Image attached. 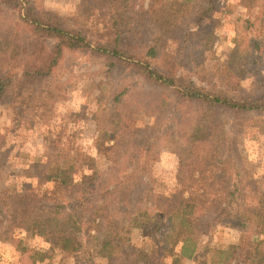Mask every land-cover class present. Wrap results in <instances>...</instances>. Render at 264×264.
<instances>
[{
    "label": "trees",
    "instance_id": "1",
    "mask_svg": "<svg viewBox=\"0 0 264 264\" xmlns=\"http://www.w3.org/2000/svg\"><path fill=\"white\" fill-rule=\"evenodd\" d=\"M168 1L96 0L93 16L90 0L73 10L0 0V110L9 111L0 241L17 253L9 264L61 263L83 249L84 264H264V187L242 174L239 143L248 124L264 131V0H242L226 54L213 22L220 0H175L178 14H158ZM82 63L98 84L93 116L105 127L80 147L34 153L29 131L56 118ZM143 113L153 122L139 123ZM166 148L178 157L170 193L153 184ZM11 161L38 167L48 188H3ZM223 224L249 236L219 241ZM137 232L151 249L134 243Z\"/></svg>",
    "mask_w": 264,
    "mask_h": 264
},
{
    "label": "rangeland",
    "instance_id": "2",
    "mask_svg": "<svg viewBox=\"0 0 264 264\" xmlns=\"http://www.w3.org/2000/svg\"><path fill=\"white\" fill-rule=\"evenodd\" d=\"M76 0H46V3L53 7L64 10H73ZM242 0H220V8L213 22L218 23V41L216 46L222 49L224 54L228 53L232 37L235 35L236 28L234 25V17L241 9ZM235 4L233 12H229V4ZM92 15H96V0H90ZM180 10V2L169 0L158 14L166 16L178 14ZM178 12V13H177ZM157 14V15H158ZM72 82H77V87L71 91L67 99H60L55 105L56 118L50 124H37L28 133V146L34 153L40 154L49 151L54 144L71 145L72 147L82 146L83 143L91 139L97 129L104 128L103 123L96 122L94 119V111L96 109V99L99 94V87L95 80V76L91 69L82 63ZM253 79L248 80L247 85L251 86ZM22 93L25 89L21 88ZM79 112V115H78ZM85 113L80 116V113ZM9 111L0 110V129L4 126ZM81 117L80 125L74 123L76 116ZM154 120L150 113H143L139 118V123L149 124ZM74 124V127L73 126ZM240 149L245 162L242 170L243 175L254 177L260 181L264 187V131L256 124H248L240 131ZM98 167L104 169L106 167L105 159L98 158ZM75 168V178L79 179L80 169ZM154 179L153 184L156 189L170 193L179 188L177 182L178 157L170 148L163 150L161 158L153 164ZM39 187L42 190L48 188L49 183L45 182V177L41 175L40 170L35 165H24L16 161L8 163L2 173L1 186L10 188L12 186L19 187ZM256 230L253 227L252 232ZM25 236V232L21 233ZM249 234L247 232H237L231 230L226 225H220L216 230V239L223 242L243 243ZM134 243L145 250L151 249V239L143 232L134 234ZM46 246V243H43ZM85 249L81 250L73 258L66 259L56 264H84L86 259ZM17 259V253L11 243L0 241V264H9Z\"/></svg>",
    "mask_w": 264,
    "mask_h": 264
}]
</instances>
